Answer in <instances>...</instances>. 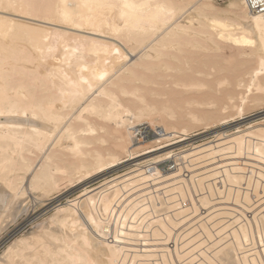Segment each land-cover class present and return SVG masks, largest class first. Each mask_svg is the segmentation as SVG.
Returning <instances> with one entry per match:
<instances>
[{"label": "bare ground", "instance_id": "obj_1", "mask_svg": "<svg viewBox=\"0 0 264 264\" xmlns=\"http://www.w3.org/2000/svg\"><path fill=\"white\" fill-rule=\"evenodd\" d=\"M252 1L229 0L220 6L216 0H0V235L11 218L28 211L29 207L22 206L28 191L48 199L44 197L59 190L63 176L70 177L69 181L86 177L137 153L134 142L144 119L163 136L171 130L188 135L185 123L174 121L178 113L173 107L151 100L162 95L155 85L168 78L183 88L207 85L200 78H177L182 63H190L185 49L214 51L218 39L250 46L256 64L250 70L247 94L253 88L264 93V11L255 10ZM70 27L75 31L67 30ZM103 34L122 41L130 52L115 39L103 40ZM223 84L232 81L228 77L217 80V86ZM247 94L235 105L239 113L250 97ZM262 99L261 95L254 97V101ZM189 116L191 122L204 120L195 113ZM174 155H182L176 161L182 163L163 174L157 163ZM134 166L87 190L70 207H59L34 225L30 234L10 242L0 255V264H126L129 253L119 242H97L88 232L89 224L102 235L114 229L119 239L126 234L123 228L130 219L137 220L149 206L158 207V194L146 185L163 178L172 180L171 188L182 196L186 197L191 182L197 192L208 189L211 197L219 194L254 212L250 218L240 207L225 209L226 220L220 212L226 221L223 225L219 204H215L218 216L213 214L222 225L213 219L212 229L220 237L199 217L201 224L199 218L196 221L204 235L217 240L205 244L202 240L207 238L201 232L200 244L194 242L197 246H192V239L199 237L194 235L199 230L192 226L193 220L192 230L184 235L190 238L192 233L191 243L186 242L193 249L186 247L179 257L186 260L183 264H264V201H259L260 185L264 193V130L258 124L219 133L204 145L176 153L169 150ZM185 169L191 175L184 176ZM256 174L259 179L255 181ZM254 182L258 201L253 203L243 185L250 188ZM210 196L199 197L202 206L212 204ZM146 215L140 221L145 216L148 228L154 224L153 236L166 235L168 240L178 223L167 217L171 225L164 218L148 223L150 214ZM155 224H159L156 229ZM253 230L263 242L262 249ZM203 244L206 247L201 249ZM165 248L156 264L170 262L171 249Z\"/></svg>", "mask_w": 264, "mask_h": 264}, {"label": "rangeland", "instance_id": "obj_2", "mask_svg": "<svg viewBox=\"0 0 264 264\" xmlns=\"http://www.w3.org/2000/svg\"><path fill=\"white\" fill-rule=\"evenodd\" d=\"M228 1L229 0H223L221 2L220 1L218 2V0H216V3L220 6H223V5L225 6L228 4ZM28 21L30 22L31 20H28ZM31 22H34V21H31ZM44 22H47V21H44ZM48 23L50 22L48 21ZM49 25L53 26V25H56V23L51 22ZM57 25H61V24H57ZM72 29L74 28L67 29V30L75 31ZM83 31L85 33L88 32V34L90 32L87 30H83ZM98 35L102 36V34H98ZM108 38L110 40L115 39L119 44L121 43L120 44L121 46L124 45L123 48L126 51L130 52L129 48L122 41L119 40L120 41L119 42L115 37H112V36L109 37V35L106 36L103 34V37H102L103 40L105 39L109 40ZM208 49L209 50L205 49L200 52H194L192 50L190 51L189 49H185L184 53L190 59V63L189 64L186 62L182 63L183 70L179 74H177V78L182 79L184 81H188L193 78H200L202 80H205L207 83L206 86H203L199 89L183 88L181 86H176L174 83H172L173 80L168 78L164 80V82L155 85V88L159 92H161L162 95L155 96L151 99L153 100L154 103H157V105L159 106L168 105V106L173 107L178 113V117L174 121L179 122V123L181 122L185 123V125L187 126L189 130L188 135L183 136L182 133L176 134L172 130L169 131L167 135L164 134L163 136V134L161 133L160 135L153 128V125L151 126L152 123L150 122V120L146 118L139 125L138 136L134 142L135 146L136 147L138 146L137 153H135L132 157H125L124 159H122L121 162H119L113 167H110L103 171H96L89 176L77 178V179H74L73 181H69L71 179L70 177L63 176V178L59 182V190L52 193L54 195L51 194L48 197H44L48 199H43V198L41 199L40 197H38L40 198L38 199L35 193L28 191L30 193L26 195L24 201L22 202V206L26 205V207H29V209L27 212H23L19 214V217H17L16 219L12 220L11 218L10 222L6 225L5 230L0 235V255L4 251V249L8 245H10L16 238L30 234L35 229L34 227L39 222L48 218L50 214L52 215L59 207H70L72 204H74V201L78 200L79 198L81 199L82 195L87 190H91L95 187L100 186L107 180L114 178L115 175L118 176V175L125 173L126 171L134 168L135 167L134 165L137 164L139 161L141 162V160L144 161L147 158H153L169 150H174V153H176V152H179L180 150L191 147V145L192 147L204 145L208 141L216 139L219 133H224L226 135L234 131H237L239 129H248L249 127L256 125V124L260 126L261 130H264V93L262 91L255 90L253 88L252 92L247 94L248 92L246 90L247 89L246 84L250 81V78H251L250 70L256 64L255 56L249 54L251 52V47L250 46L241 47L240 45H237L231 41L228 42V40H225V39H218V49L214 51L211 50V48H208ZM173 53L175 52L173 51ZM131 57L135 58V54H132ZM171 61L175 64L177 63V61L174 60L173 58ZM211 65L215 66V68L212 69ZM198 69L202 70V72L201 73L197 72ZM227 77L232 81V84H229V85L223 84V85H218V86L216 85L218 79H223ZM238 79H239V85L237 86L236 82ZM246 94L249 95L250 97L249 99H247L244 105L243 112L239 113L235 105L242 103L241 97L242 95L246 96ZM260 95L263 96L262 101H257V100L254 101V97H257ZM230 96H233V99H230ZM260 102H263V103L260 104ZM254 104L257 106H255ZM191 113H195V114H198L199 116H202L204 120H200L196 122L189 121V118H190L189 115ZM226 117H229V118H226ZM173 133H175L174 136L172 135ZM150 150L151 152H149ZM181 156L182 155L171 156L170 158L164 161H160L157 163V165L156 164L155 165L162 171L163 174H166L168 173V171L170 172L174 170L176 167H178V164H177L178 162L182 163L180 161L176 162L177 158L178 157L181 158ZM40 159L41 157L37 159L38 164L40 162L39 161ZM183 173H184V176L191 175V172L186 169L185 171H183ZM257 178L259 179V176L256 174L255 181ZM25 181L27 182V180ZM218 183H219L218 185L223 188V184L221 182H218ZM171 185H172V180H169L167 178H163L157 182L151 183L148 186L146 185V188H149V190L153 194H158L157 197L159 196V199L156 201V204L158 207L155 209H158L160 211L154 213L153 211L155 209L152 206L151 207L149 206L146 209V213L143 212V214H140L141 216L139 215L137 220L135 219L134 221H132V219H130L129 222L131 224L127 222L128 226L126 224L124 228L121 227L126 231V234L123 233V235H121L120 233L121 236L119 239L115 238L114 233L112 231L114 229H112L111 230L112 232L110 231L109 234L102 235L100 234L99 231L94 229L91 224H89L90 228L88 227V232L90 236L97 242L99 241L101 242L103 239H104L103 243H106L105 241H107V244L108 242L109 244L119 242V244L124 249L123 251L124 252L127 251V253H129V258L126 261V264H139V263L156 264V262L158 261L161 262L160 259H161L163 251H167L165 246H169V248L171 249L170 262L167 264H172V263L173 264H183L186 260L184 258L180 259L179 257L186 253L185 252L186 247L193 249L192 246L194 245L197 246L198 244H200L198 242H200L202 240L201 238H203L202 235H204V230L202 232L201 227L198 226V222H197L200 220L199 217H204L202 218L204 222L207 220L206 221L207 227L208 229L212 230V234L214 236H215L214 232L216 233L217 230L214 231L215 229H212L213 225H212L211 220L213 221V224H214V220H217V222L215 221V224L219 226L222 225L220 221H218V217H217L218 214L216 213L218 212L219 207H220L219 208L220 211L218 213H219V217H221L220 220H222V216L224 218L226 217L224 216L225 215L224 212L229 211L232 207L236 209L237 208L239 209V207L240 209H245V213L250 218H253L254 212L252 210H248L244 208L243 205L241 204H238V203L236 204L235 201H233V199L225 200L221 198L222 196L220 195L221 196L220 197L219 194L215 195L214 197L213 196L211 197L210 196L211 194L208 191V189L205 190V192L204 191L197 192L195 186L191 182H190L189 188L187 189L186 197L182 196L180 191L177 192V190L176 191L175 189L173 190L172 188L174 187L173 186L174 184L172 186ZM243 187H244V190L249 189V192H251L250 195L254 199L253 203L258 201L256 197V192L254 190L255 182L250 188L247 187V185H243ZM146 191L147 190H145L144 192ZM259 192L261 193V195L259 196L261 200L259 201L263 202L264 193H263V187L261 185L259 187ZM203 194L211 197L212 204L210 203L211 205L209 206L212 207V205H214L215 207V204L217 206L219 204L218 208L215 207L217 211L215 210L214 207H212L214 209L210 210L209 212V209H211V207L209 206L204 207V205L202 206L199 197H201ZM83 198L84 197H82V199ZM221 199H223L224 201ZM149 203L150 202H147L148 205ZM194 204H196V206L199 209L197 212L194 211L195 209ZM238 205H241L242 207ZM256 206H258L257 203L255 204V207ZM186 209H189V210L184 212ZM221 209H224V210L226 209L227 211L226 210L224 211ZM221 211H223L222 216L220 215ZM79 213L80 215H83V211H79ZM213 213H216L217 216ZM237 213L238 211L235 214ZM144 214L145 215L150 214L148 215L147 220H145V222H148V223H150L151 221L157 220L158 218H162L161 220L165 219L166 223L168 221L167 218H172L174 222H177L178 223L177 226L172 227L173 232H172L171 237L167 240L166 235L153 236L152 232L154 230V226H153L154 224L152 225L153 227L151 226L148 228L147 227L148 224L144 223V220H143L145 216H143V219H142L143 222L141 223V225L137 226L138 223L142 221V220L140 221V218ZM210 215H213V216H210ZM205 216L208 218L209 217H212V218H210L209 219L210 221H208V219H206ZM197 218L199 219L197 220ZM224 218L222 220V223L223 221L224 223L226 222L225 221L226 218L225 220ZM193 220L194 221L197 220L196 223H194ZM136 221L137 223H134ZM168 222H169L168 224H170V221ZM191 222L194 224L192 225ZM190 223L193 227H198V230H199L198 232L194 230L193 231L197 232V233H194V235L196 234V237L201 236L200 238L198 237L199 241H198V238L197 239L195 238V236L194 238L197 241L192 239L193 237L192 233L191 235H189L190 238H187L188 235L185 236L186 238H184V235H186L187 230L188 231L189 229L192 230V228L190 227L191 226ZM111 226L113 228L114 225L112 224ZM129 226H133V227L136 226L138 228L136 227L130 228ZM156 226L159 227V224H155V229H156ZM187 227H190V228H187ZM255 227H257V224L254 222L253 224L254 230L257 229ZM215 228L219 229L218 226H216ZM105 230H108V229H105ZM256 232L254 231L256 235L257 245L259 248L262 249L261 246L263 245V242L261 243V240L258 237ZM95 233H96V236H95ZM188 233L190 234V232ZM215 237L218 239L220 235L215 236ZM98 238L101 240H99ZM204 238L206 240H202V242L207 241L205 242V244H208V243L211 244L214 242L213 240L215 241L217 240L216 238H212L210 240L209 237L206 236V233L204 235ZM114 239H116V241H114ZM186 239H187V242L191 241L190 239H192L193 245L189 244L191 242L187 243ZM111 240H112V243H111ZM194 242H197L198 244L196 243L194 244ZM188 244L189 246H185ZM205 244L201 245L200 248L204 247ZM189 248L187 250H189ZM199 250L198 249L197 251L195 250V253L198 252ZM208 251L211 252V250H208ZM135 255H138V256L134 257ZM188 256H185V257H188ZM133 257L136 258V260H134V262L131 263V260H133Z\"/></svg>", "mask_w": 264, "mask_h": 264}, {"label": "built area", "instance_id": "obj_3", "mask_svg": "<svg viewBox=\"0 0 264 264\" xmlns=\"http://www.w3.org/2000/svg\"><path fill=\"white\" fill-rule=\"evenodd\" d=\"M218 1H223V0H218ZM252 3L255 10L264 11V0H253Z\"/></svg>", "mask_w": 264, "mask_h": 264}]
</instances>
